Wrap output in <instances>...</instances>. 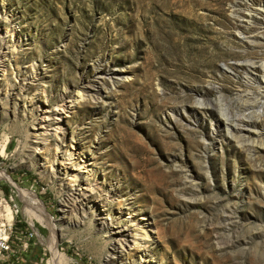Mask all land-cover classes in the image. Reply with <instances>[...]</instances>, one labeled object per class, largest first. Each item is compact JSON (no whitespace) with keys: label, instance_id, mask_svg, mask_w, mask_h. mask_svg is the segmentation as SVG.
<instances>
[{"label":"rangeland","instance_id":"obj_1","mask_svg":"<svg viewBox=\"0 0 264 264\" xmlns=\"http://www.w3.org/2000/svg\"><path fill=\"white\" fill-rule=\"evenodd\" d=\"M263 63L264 0H0V264H264Z\"/></svg>","mask_w":264,"mask_h":264},{"label":"bare ground","instance_id":"obj_2","mask_svg":"<svg viewBox=\"0 0 264 264\" xmlns=\"http://www.w3.org/2000/svg\"><path fill=\"white\" fill-rule=\"evenodd\" d=\"M251 37L253 38V40H251L252 46H259L260 40L258 38H260L261 36L255 33L254 35H251L250 38ZM259 63L260 62L258 60H251L250 62H235L233 66H231V68L233 67L238 68L241 66H245L247 72L251 73L252 70L260 67ZM261 66H263L264 68V63ZM256 80L253 79V81H251V77H249L248 79V77L246 76L245 80H243L242 85H241L243 86V88L240 89V91L237 93L236 97L232 101V104H233L232 109L234 108L235 112H233V114H231L230 117H227L226 119L228 122L227 124L228 132L230 131L235 136L240 135L244 137L245 136L244 133L248 131H252L251 129L258 125L259 123L258 120L260 118H264V91L261 90V86H260L262 85L260 83L264 84V69H263V75L261 77V81L260 80L256 81ZM254 83H258V84L254 85ZM260 109H262L261 113L258 112V110ZM0 178H5L11 184L15 185L16 188L18 187L16 184L13 183L9 175H7L6 172L1 171V170H0ZM19 192L22 195L24 194L21 189H19ZM71 195L73 196V194ZM75 200H76V197L74 196L73 198H69L66 202V206H71V207L74 206V203L76 202ZM41 212L43 214L41 215L43 220H47L46 211L42 208ZM115 233L121 234V230H115ZM51 252L54 256V264H57L56 260L58 259H57V251H56L55 242H53V244L51 245Z\"/></svg>","mask_w":264,"mask_h":264},{"label":"built area","instance_id":"obj_3","mask_svg":"<svg viewBox=\"0 0 264 264\" xmlns=\"http://www.w3.org/2000/svg\"><path fill=\"white\" fill-rule=\"evenodd\" d=\"M11 224L6 222L0 223V255H3L9 250L8 239L10 237ZM32 235V233H30ZM26 244V243H25Z\"/></svg>","mask_w":264,"mask_h":264},{"label":"trees","instance_id":"obj_4","mask_svg":"<svg viewBox=\"0 0 264 264\" xmlns=\"http://www.w3.org/2000/svg\"><path fill=\"white\" fill-rule=\"evenodd\" d=\"M5 191L8 192L7 189H5ZM23 225L24 224H22V227H23ZM30 252H31V255H30V258H29L30 261H36V260H38L41 257V254H42L41 248L39 246H34L31 249Z\"/></svg>","mask_w":264,"mask_h":264}]
</instances>
